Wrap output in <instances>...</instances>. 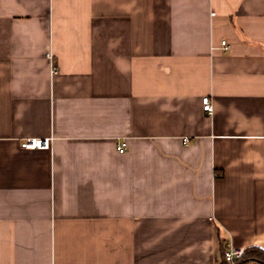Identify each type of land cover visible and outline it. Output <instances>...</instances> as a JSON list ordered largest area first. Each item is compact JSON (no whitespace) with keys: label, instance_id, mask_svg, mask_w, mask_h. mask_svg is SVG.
Wrapping results in <instances>:
<instances>
[{"label":"crops","instance_id":"obj_1","mask_svg":"<svg viewBox=\"0 0 264 264\" xmlns=\"http://www.w3.org/2000/svg\"><path fill=\"white\" fill-rule=\"evenodd\" d=\"M223 245L264 249V0H0V264Z\"/></svg>","mask_w":264,"mask_h":264},{"label":"built area","instance_id":"obj_2","mask_svg":"<svg viewBox=\"0 0 264 264\" xmlns=\"http://www.w3.org/2000/svg\"><path fill=\"white\" fill-rule=\"evenodd\" d=\"M222 44L225 46V49H229L227 41H222ZM202 107L203 111L208 114L213 112V104L209 96H204L202 98ZM187 141V139H185ZM22 147L27 149H46L50 147V141L48 138H28L22 141ZM120 153H123L126 149V143H121L117 147ZM244 249H238L234 246H228L225 258L230 264H236L238 260L243 256Z\"/></svg>","mask_w":264,"mask_h":264},{"label":"trees","instance_id":"obj_3","mask_svg":"<svg viewBox=\"0 0 264 264\" xmlns=\"http://www.w3.org/2000/svg\"><path fill=\"white\" fill-rule=\"evenodd\" d=\"M226 250L227 247L223 245L220 260L217 264H230L225 258ZM236 264H264V249L258 246L245 249L243 256Z\"/></svg>","mask_w":264,"mask_h":264}]
</instances>
